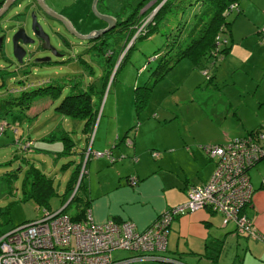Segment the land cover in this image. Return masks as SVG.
Returning a JSON list of instances; mask_svg holds the SVG:
<instances>
[{"label":"rangeland","instance_id":"rangeland-1","mask_svg":"<svg viewBox=\"0 0 264 264\" xmlns=\"http://www.w3.org/2000/svg\"><path fill=\"white\" fill-rule=\"evenodd\" d=\"M113 1L115 0L106 1L111 9L114 7H112ZM126 1L116 0L117 9L122 8L119 6L121 4L123 6ZM190 1L192 3L186 4L184 1L179 7L174 6L172 10L167 11L159 21V28L149 36L137 38L120 64L118 63L120 57L116 61L115 55L112 59L113 65L112 62L108 64V67L112 65L109 77H102L107 61L102 54H98V49L91 47L93 39L78 38L70 32L68 34V30L63 28L61 33L65 35V40H59L58 37L51 35L52 43L60 53H63L62 56L53 55L51 61H37L35 58L48 56L47 50L29 45V49L32 48L34 51H29L20 63L13 55L12 43L7 40L3 42L0 49V96L6 95L10 87L20 83L24 85L25 82L36 83L40 79H48L43 83L44 87L60 85L62 88L59 97L52 102L50 100H53V97L46 91L34 96L31 105L43 109L37 114L28 117L25 110L16 109L5 112L4 119L0 120V124L5 120L4 125H6L0 131V204L8 205L9 213L1 226L3 231L38 218L43 213V207L37 205L33 199L21 197L22 170L32 162L54 178L58 193L50 198V209L57 210L61 207V192L66 188L65 179L73 168L70 161L79 156L75 152H68V145L77 144L84 120L43 106L47 101L54 105L63 95L74 91L70 86L74 76L76 79L81 77L85 86L93 83L92 97L100 113L104 106L108 111L116 108L119 112L117 119L121 121L123 117L126 119L129 108L133 106L134 117L136 118L138 114L141 117L139 120L136 118V123H139L146 113L154 117L156 108L161 111L167 110L172 113L174 119L168 120L166 126L171 122L185 121V128L188 127L202 144L223 142L226 136L230 140L232 136L229 135H238L245 129L263 125L261 123H264V31L262 30L264 23L260 28L255 24L264 17L263 7H253L256 20H252L247 15H244V18H234L231 34L219 33L221 46H230L226 54L218 53L215 56L211 53L208 57L201 58L206 66L204 70L212 80L206 78L203 68L195 66L191 59L184 57L156 80L145 105L140 111L136 110L135 89L140 85L137 91L141 92L142 84L146 82L151 84L154 81L157 76L154 70L158 68L160 60L164 59L161 58V54L154 58V54L156 51L161 53L162 44L166 42V38L171 40L174 36L179 21L191 14L200 3L199 0ZM130 2L134 4L137 0ZM17 4L5 14V17H9L13 10L21 9ZM151 4L152 1L147 6ZM130 8L131 4L129 10ZM25 16L20 15L21 18ZM38 16H41L40 12ZM145 16L147 18L148 14ZM26 17L29 22L27 30L31 32L29 27L31 16ZM96 17L94 24L88 28L78 26V29H87L89 32L107 25L104 20ZM84 30L79 31L85 33ZM7 33L9 39L11 31ZM136 34L137 31L132 37ZM102 35L104 36V33L99 37ZM105 36L108 39V46L113 49L114 44L124 34L122 29H117ZM126 48L127 46L125 50ZM19 79H23L22 82H18ZM107 96L108 101L105 105ZM36 117L38 118L35 119ZM21 135L30 137V142L22 143L24 148L29 149L27 151L21 148L22 145L18 141ZM21 155L25 156V160H21ZM81 158L79 176L74 185L77 195L80 196H82L80 192L83 191L81 176L85 173L87 157L81 155ZM261 161L260 159L259 162ZM15 165L17 170L23 168L17 171V175L9 173L10 170L16 171L12 169ZM73 208L72 205L69 209L70 213L73 212Z\"/></svg>","mask_w":264,"mask_h":264},{"label":"crops","instance_id":"crops-1","mask_svg":"<svg viewBox=\"0 0 264 264\" xmlns=\"http://www.w3.org/2000/svg\"><path fill=\"white\" fill-rule=\"evenodd\" d=\"M47 1L55 3L57 10L77 30L83 32L84 29H78V26L88 28L95 23V16L89 8L91 0ZM115 1L112 5L114 10L104 2L97 3L98 9L114 15L115 11H121V8L117 9ZM253 7L264 8V0H240L238 9L230 12V17L233 16L234 20L247 15L256 20ZM232 23L229 35L232 32ZM263 23L264 17L255 24L260 28ZM84 31L88 32L87 29ZM107 101L108 96L105 105ZM50 102L44 103L43 107L53 108ZM41 110V107L30 104L25 112L31 117ZM118 113L116 108L108 111L104 106L103 111H99L90 133L83 130L82 124L77 144L70 145L67 149L68 152L79 154L78 159L75 157L70 161L73 165L70 174L78 166L80 169L81 155H85L87 161L85 173L81 176L83 191L80 194L86 200L87 211L92 219L97 222L109 218L130 219L141 230L150 225L165 209L184 202L190 186L207 181L215 167V159L205 152L203 144L191 130L185 128V121L171 122L166 126L168 120L174 119L167 110L156 108L154 117L146 113L139 123H136V118L139 120L141 117L139 114L134 117L133 106L129 108L126 119L123 117L121 121L118 120ZM254 128L256 127L251 129ZM251 129L229 136L235 138ZM228 138L226 136L223 142ZM18 141L22 145L23 142L31 140L29 135H21ZM21 148L29 150L23 145ZM97 151L103 154L97 155ZM21 160H25L24 155H21ZM261 160L249 169L253 193L244 212L252 220L253 226L262 233V238L236 230L234 220L224 223L220 212L206 207L179 214L171 219L166 249L161 252L165 259L136 258L133 251L114 249V264H264V157ZM69 176L65 179L66 183ZM64 191L65 189L61 193Z\"/></svg>","mask_w":264,"mask_h":264},{"label":"built area","instance_id":"built-area-1","mask_svg":"<svg viewBox=\"0 0 264 264\" xmlns=\"http://www.w3.org/2000/svg\"><path fill=\"white\" fill-rule=\"evenodd\" d=\"M154 11L137 26V32ZM204 74L208 77L206 70ZM202 147L215 159L208 180L190 186L184 202L162 211L146 228L139 230L130 219L97 222L89 211L81 219H72L61 208L44 207L40 217L0 234V264H114V249L133 251L136 258L162 260L171 219L206 207L220 212L224 223L234 220L236 230L262 238L244 208L253 193L249 168L264 157V129Z\"/></svg>","mask_w":264,"mask_h":264},{"label":"trees","instance_id":"trees-1","mask_svg":"<svg viewBox=\"0 0 264 264\" xmlns=\"http://www.w3.org/2000/svg\"><path fill=\"white\" fill-rule=\"evenodd\" d=\"M2 0H0L1 2ZM152 4L147 6L149 2ZM189 4L192 3L190 0H137L136 3L132 4L130 0H127L123 4L121 11H115L117 16V22L114 27L110 28L108 31L104 32V36L98 37L97 40L93 39L91 47L98 49V54H102L106 62V67L102 73V77H109L111 73V67L113 65L112 59L115 56V60L120 57L119 64L121 60L125 58L127 53L130 51L131 47L134 46L135 41L139 37L149 36L152 32L157 30L160 25V20L166 15L167 11L173 9L174 6H180L181 3ZM198 1V0H196ZM200 3L198 7L191 13L185 16V19L179 21L177 25V31L174 36L167 40L161 46V53L154 54V58H157L159 54L162 55L160 64L156 71L157 76L154 81L146 82L142 84V91L138 92V86L135 89L134 102L137 111H140L145 105L152 85L159 79L166 71L172 67L177 61L184 57L191 59L195 66L205 69L204 63H202V57H208L211 53L214 55L226 54L230 48L228 45L221 46L220 32H225L229 34L230 25L233 21V17H230V12L234 9H238V3L240 0H199ZM99 2H105V0H99ZM106 4V2H105ZM131 8L129 10V5ZM107 5V4H106ZM156 9V10H155ZM105 10V9H104ZM155 10V11H154ZM106 11V10H105ZM152 17L146 21L142 26L141 30L137 32L135 37L133 34L137 31V26L145 21L146 16L153 12ZM122 29L124 36L119 38L118 42L114 44L113 49L108 45V39L105 35L114 30ZM120 37V36H119ZM123 41L121 44L120 42ZM128 42V44H127ZM225 42V41H224ZM127 46L126 50L125 47ZM112 62L111 67L108 64ZM119 64L117 67H119ZM145 65V64H144ZM79 74V73H78ZM80 75V74H79ZM81 78V77H80ZM80 78L74 76L71 83V88L74 91L63 95L53 106V109L68 116L79 117L84 120L83 130L86 133H90L99 115V107L97 103L94 102L92 97V86L90 83L85 86V82L81 81ZM211 80V76L206 77ZM23 79H19L18 82H22ZM48 79L37 80L36 83L28 82L23 85L20 83L15 87H10L6 95L0 96V120L4 119L5 112L10 110L19 109L20 111L26 110L30 104L31 100L37 93L43 94L46 91L50 94L54 101L61 92L60 85H49L48 87L42 86ZM36 85V86H34ZM43 89V90H42ZM76 89V91H75ZM5 128V127H4ZM263 128L264 125L256 127L249 130ZM70 145H68L69 147ZM14 168L13 170H15ZM23 169L22 167L20 170ZM11 171L17 175V171ZM80 169L79 166L72 171L70 174L65 191L60 197L61 210L67 212L72 219H81L86 215L87 203L83 196L77 195L75 191L69 201L68 198L71 195L76 180L78 178ZM20 189L22 199H33L37 205L50 208V198L58 193L53 182V178L46 172L42 171L39 167L30 163L22 170V178L20 180ZM74 206L73 212H69L71 206ZM8 213V205L0 204V234L3 231L2 224L5 222ZM4 220V221H3Z\"/></svg>","mask_w":264,"mask_h":264},{"label":"water","instance_id":"water-1","mask_svg":"<svg viewBox=\"0 0 264 264\" xmlns=\"http://www.w3.org/2000/svg\"><path fill=\"white\" fill-rule=\"evenodd\" d=\"M19 1L20 0H2L0 2V49L4 41H10L12 43L13 55L20 63L23 62L25 55L29 51H34L32 48L29 49V45H31V47L34 46L50 51L48 56L35 58L37 61H51L53 55L62 56L63 53L58 51L51 40V35L58 37L59 40H64V36H61L62 28L67 29L78 38L91 40L98 38L100 34L114 27L117 20L115 15L102 12L98 9V0H91L90 7L93 14L101 20H104L107 25L98 30H95V28L89 32L82 33L67 22V17L57 10L55 3H51L47 0H21L22 3H18ZM15 4L21 9L17 12H13L9 17H5V14ZM39 12L41 13L40 17L38 16ZM21 14L31 16L29 24L31 32L27 30L29 23L27 22V17L21 18ZM11 20L14 22H9ZM10 31L11 35L8 39L7 32ZM73 193L74 190L67 201L71 199Z\"/></svg>","mask_w":264,"mask_h":264},{"label":"flooded vegetation","instance_id":"flooded-vegetation-1","mask_svg":"<svg viewBox=\"0 0 264 264\" xmlns=\"http://www.w3.org/2000/svg\"><path fill=\"white\" fill-rule=\"evenodd\" d=\"M98 3H99V0H98ZM105 3V2H104ZM90 5H91V3H90ZM89 8H91L90 6H89ZM101 11V10H100ZM117 18V17H116ZM116 22H117V20H116ZM65 29V28H64ZM66 31H67V29H65ZM68 34H69V31H68ZM72 35V34H71ZM61 36H64L63 37V39L65 40L66 39V37H65V35H62V33H61ZM47 53L48 54H50V51L49 50H47Z\"/></svg>","mask_w":264,"mask_h":264}]
</instances>
